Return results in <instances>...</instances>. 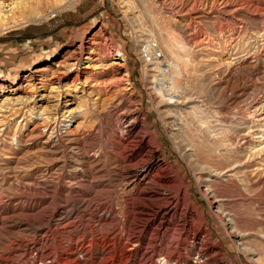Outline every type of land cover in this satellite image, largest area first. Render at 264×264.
Here are the masks:
<instances>
[{
	"label": "rangeland",
	"instance_id": "obj_1",
	"mask_svg": "<svg viewBox=\"0 0 264 264\" xmlns=\"http://www.w3.org/2000/svg\"><path fill=\"white\" fill-rule=\"evenodd\" d=\"M156 1L79 0L73 9L54 13L40 24H26L1 33L0 104L5 97L11 98V104L3 105L0 118L10 109L5 121H19L18 110L27 102L36 111L42 110L51 118H60L59 121L71 112L70 130L84 139L80 138L83 140L80 151L61 146V156L67 160L64 173L71 171L70 156L82 155L86 147V153H96L103 164V174L97 175L102 185L93 189L101 207L97 214L104 208L112 213L105 227L99 229H111L112 219L113 228L117 225V235L113 233V241L104 245L93 243L91 248L84 245L82 250L73 251L72 257L79 262L85 258L97 262L111 257L113 264H124L134 249V243L126 239L130 224H126L125 218L130 213L113 177L116 173L113 161L119 159L117 150L122 148L121 143L114 141L118 114L136 108L147 131L145 141H151L178 180L174 194L181 198L180 206L192 207V217L186 216L192 231L203 237L205 229L210 239L211 250L206 256L209 261L196 258V251L204 247V242L202 245L189 237L180 248L181 264H264V0H229L238 10L209 14L206 11L212 0H195L191 10L181 9L179 14L172 3L160 8ZM172 14L178 22L171 23ZM92 35L105 48L112 50L115 46L124 55L127 91L121 87L113 90V75L98 84L83 76L76 91L72 90L70 79L52 92L41 85L32 89L24 81V75L32 69L70 52L81 36ZM169 35L182 41V49L191 55L195 72L186 77L185 88L179 91L184 94L178 93L167 103L165 82L158 73L149 71L152 66L145 63H150L152 55L142 49L150 42L157 58L161 55L170 60L162 44ZM220 58L232 63L242 60L226 72L218 61ZM121 76L115 77L119 80ZM12 79L15 86L10 84ZM179 96L190 97L189 104L178 100ZM195 122H207L203 130L207 126L208 133L199 131ZM37 163L31 159L23 163L24 169ZM215 173L221 174L215 178ZM1 194L17 196L22 192L3 188ZM113 207L118 211L119 221L113 216ZM10 208L0 206V210ZM85 219L76 229L67 226L60 235L49 236L48 249L53 256L60 248H67L75 236L80 237L83 231L97 226ZM31 220L34 224V219ZM168 232L169 237L175 235L172 228ZM33 238L34 228L16 235L6 234L0 239V259L7 258L13 250H26L22 256L12 254L4 264H39L30 245ZM169 248L172 250L173 244ZM50 261L46 259L45 264Z\"/></svg>",
	"mask_w": 264,
	"mask_h": 264
},
{
	"label": "bare ground",
	"instance_id": "obj_2",
	"mask_svg": "<svg viewBox=\"0 0 264 264\" xmlns=\"http://www.w3.org/2000/svg\"><path fill=\"white\" fill-rule=\"evenodd\" d=\"M78 1L0 0V34L26 24H40L54 13L73 9ZM156 2L160 8L167 3H172L176 13L179 14L181 9L190 8L191 10L196 1L158 0ZM232 3L229 0H212V5L206 12L207 14L221 11L235 12L238 8ZM173 17L174 19H171ZM175 18L172 14L169 19L171 23L178 22ZM181 42L178 36L171 35L166 36L162 41L170 57L168 61L161 55L159 58L155 56V49L150 42H146L143 49L141 48L144 53L152 55L149 59L150 63H145L146 66H152V70L149 71L158 73L165 82L163 90L167 103L181 93L179 91L185 88L186 77L191 72H195L194 64H191L193 61L191 62L189 58L191 55L182 49ZM241 60L232 63L220 58L218 61L227 72ZM119 74L122 76L117 80L115 76ZM112 75L113 90L121 87L122 91H127L128 73L124 55L115 46L112 50L105 48L97 36L92 35L90 38L81 36L78 44L70 52L55 56L51 63L32 69L23 78L32 89L41 85L52 92L54 89L57 90L56 88H61V84L69 79L72 90L76 91L77 83L83 76H87L94 84H98L106 82V78ZM15 82V79H12L10 84L15 86ZM1 89H3L2 85H0ZM12 92H15V89H12ZM183 94L184 92L181 93ZM178 100L189 104L191 99L179 96ZM27 103H23L18 110L21 116L19 121L15 119L5 121L10 109L0 118V206L11 207L10 211L0 210V239L6 234L16 235L18 232L34 228V238L30 245L36 251V260L39 264H45L46 259H51L49 264H113L111 257L109 260L97 262L91 258H85L79 262L71 255L75 250H82L84 245L86 248H91L93 243L97 246L104 245L113 241V233L117 235L115 231L117 225L113 228L112 219L110 220L111 229L104 230L105 232L99 229L105 227L112 213L111 210L104 208L101 214H97L101 207L99 203H96L99 200L98 193L93 189L102 185L98 182L100 176L97 175L103 172V164L96 153H86V147L82 155L76 157L69 155L71 171L65 174L63 169L67 160L61 156V146L67 145L70 151L79 150L82 149L83 141H81L83 137L74 135L70 130L72 120L69 114L71 112L59 121L60 118H51L42 110L36 111ZM9 104H11V98L5 97L1 101L0 109L3 105ZM193 107L189 109L192 110L195 108ZM139 120V112L136 108L134 111L118 114L119 122H116L117 130L114 139L121 143L122 148L117 150L119 159L116 162L113 161V169L116 171L113 177L119 185L123 204L129 208L130 219L126 217L128 221L125 218L126 224L128 226L130 224L126 239L134 243V249L125 258L124 264H181L180 259L183 255L180 248L185 245L189 237L193 242L199 240L202 245L204 242V247L196 251V258L206 259L208 251L211 250L210 239L205 234L206 230H202L203 237L198 232L192 231L191 222L186 219L187 215L192 217V207L190 205L184 209L181 207V198L174 194V185L178 180L161 154L153 148L151 141H145L147 131L144 122ZM206 124L207 122H195V127L206 135L208 127L206 126L205 131L203 130ZM196 137L203 139L200 135ZM31 159L37 160L39 164L33 166L34 168L24 169L23 163ZM220 174L215 173V178H218ZM3 188H14L20 190L22 194L3 197L1 194ZM182 197L186 200L184 195ZM115 209L113 207V216L119 221L118 211ZM84 218L87 223H95L97 226L91 225L88 231H83L80 237L75 236L67 248H60L53 256L48 249L49 236L60 235L67 226L76 229L77 224ZM91 218L95 219L91 221ZM31 219H34V224ZM3 228L6 231L2 230ZM132 228L134 231L131 230ZM170 228L175 234L170 235L171 237L168 235ZM172 244L173 249H168ZM12 254L22 256L26 254V250L22 252L13 250L6 255L7 258L0 259V264H4ZM159 257L161 260L158 261Z\"/></svg>",
	"mask_w": 264,
	"mask_h": 264
},
{
	"label": "built area",
	"instance_id": "obj_3",
	"mask_svg": "<svg viewBox=\"0 0 264 264\" xmlns=\"http://www.w3.org/2000/svg\"><path fill=\"white\" fill-rule=\"evenodd\" d=\"M144 56H145V54H144ZM146 57V56H145Z\"/></svg>",
	"mask_w": 264,
	"mask_h": 264
}]
</instances>
